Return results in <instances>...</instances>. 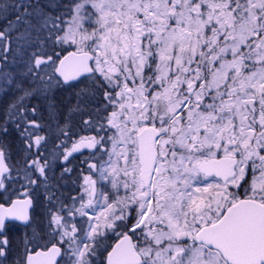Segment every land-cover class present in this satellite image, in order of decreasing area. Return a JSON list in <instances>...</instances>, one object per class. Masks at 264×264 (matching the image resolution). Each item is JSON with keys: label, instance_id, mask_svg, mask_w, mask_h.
I'll use <instances>...</instances> for the list:
<instances>
[{"label": "snow or ice", "instance_id": "1", "mask_svg": "<svg viewBox=\"0 0 264 264\" xmlns=\"http://www.w3.org/2000/svg\"><path fill=\"white\" fill-rule=\"evenodd\" d=\"M0 264H264V0H0Z\"/></svg>", "mask_w": 264, "mask_h": 264}]
</instances>
